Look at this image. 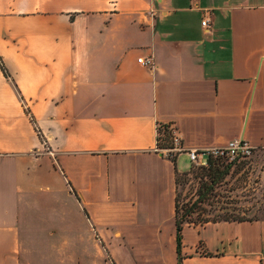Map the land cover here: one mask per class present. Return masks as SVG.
Segmentation results:
<instances>
[{"label": "crops", "instance_id": "crops-1", "mask_svg": "<svg viewBox=\"0 0 264 264\" xmlns=\"http://www.w3.org/2000/svg\"><path fill=\"white\" fill-rule=\"evenodd\" d=\"M0 58V264H264V218L187 223L178 253L189 156L156 150L170 122L244 138L264 190V0H0Z\"/></svg>", "mask_w": 264, "mask_h": 264}, {"label": "rangeland", "instance_id": "rangeland-1", "mask_svg": "<svg viewBox=\"0 0 264 264\" xmlns=\"http://www.w3.org/2000/svg\"><path fill=\"white\" fill-rule=\"evenodd\" d=\"M207 159V157H205ZM179 164L184 170L192 167L191 160L186 155L179 157ZM199 166L194 165L193 170L198 171ZM261 164L254 158L238 161L231 173L218 186L215 192L202 203L206 210L201 217H213L216 213L232 214L242 212L247 218H264V190L260 182ZM200 186L199 178L194 173L182 175L177 184L179 204L183 206L197 197ZM198 212L193 214L197 218Z\"/></svg>", "mask_w": 264, "mask_h": 264}, {"label": "trees", "instance_id": "trees-1", "mask_svg": "<svg viewBox=\"0 0 264 264\" xmlns=\"http://www.w3.org/2000/svg\"><path fill=\"white\" fill-rule=\"evenodd\" d=\"M0 64H2V59L0 58ZM163 142L168 140L167 125L161 124L158 126V138ZM174 158V157H172ZM242 158H236L230 160L225 156H210L208 158V164L206 166H199L200 170L195 171L193 169L194 165L187 171H177L176 172V185L181 179L182 175H189L194 173L195 178H199L200 186L197 190V197L192 201L183 206L179 204V196L176 195V242L178 253L181 252L182 238H183V228L187 223L204 224L209 221H219V220H230V221H244L252 220L247 218L242 212H234L232 214L227 213H216L212 218L209 216L201 217L202 213L206 210L202 207V203L208 199L220 186L225 178L231 173L234 165L241 161ZM198 212L197 218H193V214Z\"/></svg>", "mask_w": 264, "mask_h": 264}, {"label": "built area", "instance_id": "built-area-1", "mask_svg": "<svg viewBox=\"0 0 264 264\" xmlns=\"http://www.w3.org/2000/svg\"><path fill=\"white\" fill-rule=\"evenodd\" d=\"M202 26L206 30L211 29V10L204 9V15L201 20ZM138 61L142 65L152 66L154 61L152 56H141ZM168 140L163 142L158 139L156 150L161 152L165 156L175 157L176 155L185 152L189 156L193 165L206 166L208 164V158L210 156H225L230 160L236 158L250 159L256 151V147L253 146L248 140L244 138H236L230 140L225 146L214 147L207 149L198 148H185L182 144V137L180 132L173 123H167ZM53 154L52 151H50ZM207 157V159L205 158Z\"/></svg>", "mask_w": 264, "mask_h": 264}]
</instances>
